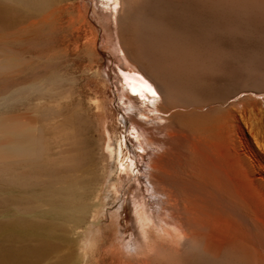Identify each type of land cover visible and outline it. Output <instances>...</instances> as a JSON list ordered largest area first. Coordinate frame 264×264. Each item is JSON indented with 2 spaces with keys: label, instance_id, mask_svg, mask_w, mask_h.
I'll return each mask as SVG.
<instances>
[{
  "label": "bare ground",
  "instance_id": "6f19581e",
  "mask_svg": "<svg viewBox=\"0 0 264 264\" xmlns=\"http://www.w3.org/2000/svg\"><path fill=\"white\" fill-rule=\"evenodd\" d=\"M63 1L0 0V194L12 205L0 264L23 260L4 239L45 244L55 222L83 249L78 264H183L187 250L189 264H264V179L239 152L240 138L250 143L236 118L255 99H232L237 91L220 101L197 88L218 60L214 38L160 31L138 14L135 58L113 25L125 0H86L81 14L99 17L111 66L95 43L80 42L76 9ZM172 1L207 12L216 30L242 31L223 10L264 29V0ZM263 60L253 68L264 82ZM123 127L138 141L125 146ZM123 145L130 159L114 178Z\"/></svg>",
  "mask_w": 264,
  "mask_h": 264
},
{
  "label": "rangeland",
  "instance_id": "374dc122",
  "mask_svg": "<svg viewBox=\"0 0 264 264\" xmlns=\"http://www.w3.org/2000/svg\"><path fill=\"white\" fill-rule=\"evenodd\" d=\"M85 1L86 0L63 1L65 3L67 2L68 4H71L76 9L75 11L76 20L74 21L75 24L73 23V27L75 28V33L78 34L81 43L83 41H87L88 43H92V44L95 43L96 48L98 50H102L107 55L104 57V60L107 58L105 60V63L108 62L107 60H109V63L111 62L110 65L112 64L111 66H116L115 63H112L113 61L110 58L111 56H109L108 52L104 50L107 47L106 45H104L105 43L101 41L103 29H101L102 25L100 19H98L99 17L97 16L94 17L91 11H89L90 13H88V17L81 14L82 13V11H80L82 10L81 6ZM160 1L162 3H160ZM109 2H111V0H109ZM174 4L176 5V3L172 0H166V1L125 0V4L123 5L124 7L120 12L119 17L117 19L114 17L113 19V25L115 26L116 33H118L121 42L124 43L125 47L128 49L130 54L135 58H137L138 54H137V50L135 49V39L137 36L135 37L134 35L136 32H140L143 30V27L139 23L137 24L134 23L135 17H137L138 14L142 17L149 18V20H154L155 26L153 28L158 27L159 29H161L160 31L165 29H169V30L172 29L180 32L183 35L187 33H190L191 35L193 34L195 35L200 33L199 31H202L209 38L211 37V40L212 38H214L212 41L215 42V45H217V47L219 48L218 60L214 65L215 68L213 67L210 71L203 73V75H201L202 78L199 80V82H197L198 83L197 88H199L200 91L209 93L210 95L212 94L213 97H215V99L217 98V100L220 101L223 100L225 97H227L230 93L237 91L239 92H237V94L234 97H232V99H237L243 96V94L244 95L250 94L251 97H254L256 103L254 104L247 103V107L245 108H241L242 105L237 106L236 118L238 125L240 124L238 133H240L239 136H242V132L246 134L250 143L249 146L250 151L247 149L246 145L242 141L243 138H240L238 149L240 154L243 157L246 156L245 158L250 162L251 165L250 167L253 175L255 177H259L263 175L262 177L264 179V82L261 81V78L255 73V70L253 68V66L257 65L256 64L257 61L259 63L260 56H262V54L264 55V53L262 52L264 51V33H263L264 29H261L259 31L253 25L245 23L244 14L242 12H237L236 14H234L229 10H223V11L221 10L222 11L221 17H223L222 20L227 19V21L236 23L237 25L238 23H240L239 26L243 32L239 30V32H241L239 33L237 29H236L237 33L236 30L234 29L216 30L209 27L208 24L209 22L207 20H209V18L212 16L208 15L207 12L205 11H204L205 13H202L201 11L195 12L193 10L191 11V9L188 10L186 8L184 9L179 8L177 7V5L175 6ZM118 7L119 4H117V8ZM224 11L226 12V14ZM116 14L117 13L115 12V16ZM245 27H249V28H245ZM253 28L255 29L253 30ZM207 30L210 31V33L206 32ZM232 31L233 33H231ZM253 53H256L254 55H257L258 57L254 56ZM250 59H252V61ZM91 68L92 69L94 68V63H92ZM117 71L119 70L117 69ZM248 72H250V75L248 74ZM134 76L141 81H146L145 78L140 75L134 74ZM252 76H254L255 78L253 79ZM109 78L110 80L116 81V79L113 76H110ZM243 81L245 82L244 84L242 83ZM246 82L248 85L246 84ZM111 89H113L114 91V96L111 99V103H114L117 94L115 93V88L113 85ZM89 100L92 101V97H90ZM100 100H101L100 102L101 111L103 110L102 116L104 117L106 100H104V98H101ZM228 101L229 99L224 101V103H222V106H225ZM119 112L120 111H118V113ZM123 114L127 115V113L125 112H123ZM123 129H124L123 130L124 133H122L123 137L121 138V140L125 146H126L125 140H128L127 144L129 143L134 144L133 140L138 141L137 137L134 134L135 132L131 134L128 133L126 127H123ZM101 130H102L101 126L99 127V125H96V123L92 125L91 133L95 139H98L103 135V132ZM240 130L242 132H240ZM156 135L162 136L161 134H156ZM124 145H123L124 153L119 151V154H117V158H116L117 165L113 174L114 178H116L118 175H122L120 170H123V167L128 162V159H130L132 148L129 147V151H126L127 148H125ZM138 148L139 150H142L144 146L142 147L140 146ZM54 181H57V178L53 176V182ZM53 188L56 187L54 186ZM55 193L56 191L52 193L53 195L52 194L48 195V197L50 196L49 198H51L50 199L51 201L57 198V195ZM6 196L7 193L5 192L0 194V236H1L0 239L5 237V236L3 237V235L5 234L2 229L3 227L2 224L8 219V217L6 216L9 214L8 211L12 206L11 203L6 199L7 198ZM56 223L57 222H55V225L47 226L52 228L53 230L51 229L52 231L50 230V232L48 233L49 237L46 236L45 244H43L42 240H40V237L38 238L37 236L26 237L28 238V240H26V238L24 237H19L16 238V240L18 239L17 241L13 240V238L4 239L2 243L5 244L6 247L9 246L8 249L10 250L13 249L12 247H14L15 249L12 251H18L20 257H23V260L21 262L11 261L2 264H75V263L78 264L76 260L78 258L77 255L83 249L77 250L76 241L73 239V237H71L70 232L65 230V228L63 229L60 225H57ZM49 234L51 235L53 234L52 236H55V238L50 236ZM63 238H64V242H63ZM19 242H21L22 244L20 243L19 245ZM14 243L17 246H15ZM32 243L33 245L35 244L36 248L39 249H36L35 246L32 245ZM29 244L32 246H30ZM74 251L76 254L74 253ZM193 252L194 251L187 250L185 254H183L182 256V262L184 261L183 264L190 263L194 254Z\"/></svg>",
  "mask_w": 264,
  "mask_h": 264
},
{
  "label": "snow or ice",
  "instance_id": "6c2138e0",
  "mask_svg": "<svg viewBox=\"0 0 264 264\" xmlns=\"http://www.w3.org/2000/svg\"><path fill=\"white\" fill-rule=\"evenodd\" d=\"M145 89H146V91H148L149 93H151L153 96L156 95V93L153 92L151 88H148L147 85H145ZM125 143H127V140H125Z\"/></svg>",
  "mask_w": 264,
  "mask_h": 264
}]
</instances>
